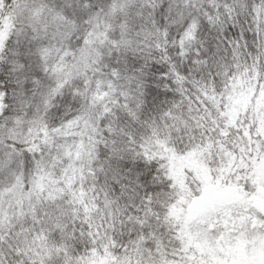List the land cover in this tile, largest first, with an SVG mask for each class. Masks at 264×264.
<instances>
[{
	"label": "snow or ice",
	"instance_id": "6c2138e0",
	"mask_svg": "<svg viewBox=\"0 0 264 264\" xmlns=\"http://www.w3.org/2000/svg\"><path fill=\"white\" fill-rule=\"evenodd\" d=\"M0 264H264V0H0Z\"/></svg>",
	"mask_w": 264,
	"mask_h": 264
}]
</instances>
